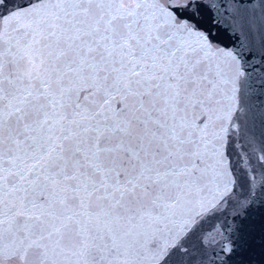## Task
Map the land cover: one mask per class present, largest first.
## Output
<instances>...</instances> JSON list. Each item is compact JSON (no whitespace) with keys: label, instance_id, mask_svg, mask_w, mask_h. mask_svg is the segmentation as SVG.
Instances as JSON below:
<instances>
[{"label":"snow or ice","instance_id":"1","mask_svg":"<svg viewBox=\"0 0 264 264\" xmlns=\"http://www.w3.org/2000/svg\"><path fill=\"white\" fill-rule=\"evenodd\" d=\"M0 264H264V0H0Z\"/></svg>","mask_w":264,"mask_h":264},{"label":"clouds","instance_id":"2","mask_svg":"<svg viewBox=\"0 0 264 264\" xmlns=\"http://www.w3.org/2000/svg\"><path fill=\"white\" fill-rule=\"evenodd\" d=\"M36 69V65L31 62H25V65L22 69L24 73L34 71Z\"/></svg>","mask_w":264,"mask_h":264}]
</instances>
